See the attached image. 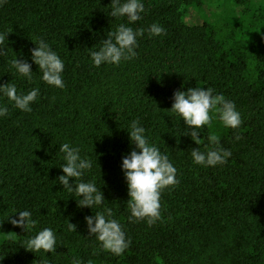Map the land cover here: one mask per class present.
Instances as JSON below:
<instances>
[{"label":"trees","instance_id":"16d2710c","mask_svg":"<svg viewBox=\"0 0 264 264\" xmlns=\"http://www.w3.org/2000/svg\"><path fill=\"white\" fill-rule=\"evenodd\" d=\"M228 1L240 12H220L214 24L188 26L180 8L201 0H143L146 14L131 25L145 29L136 57L100 67L89 52L126 22L109 16L111 0L0 4V33H7L0 45V84L14 83L18 93L40 90L30 113L0 98L9 107L0 117V234L14 236L0 244V264H71L73 257L83 264H264V41L255 34L264 25V8ZM152 23L165 33L149 36ZM38 38L64 61L63 89L44 83L32 64L30 50ZM15 58L31 65V82L12 67ZM195 87L233 101L240 127L225 128L214 118L211 128L198 130V146L183 135L188 129L170 111L172 96ZM132 120H139L150 143L177 170L178 183L162 190L161 219L151 226L130 220L126 205L120 164L135 147L127 133ZM213 133L231 156L214 167L193 163L191 150L206 151ZM64 142L93 161L83 179L101 187L131 242L119 256L88 235L84 217L100 209L79 207L59 183ZM23 210L37 220L26 232L11 223L18 216L14 211ZM45 227L55 231L56 252L26 250L25 241Z\"/></svg>","mask_w":264,"mask_h":264},{"label":"clouds","instance_id":"9594fccd","mask_svg":"<svg viewBox=\"0 0 264 264\" xmlns=\"http://www.w3.org/2000/svg\"><path fill=\"white\" fill-rule=\"evenodd\" d=\"M5 0H0L3 4ZM109 16L126 22L118 23L115 29L108 31L106 39L100 41L98 50L89 52L94 67L102 64L118 66L122 61H129L136 57L138 38L144 36L145 29L133 28L131 25L142 20L146 14L143 0H111ZM149 36H160L165 29L158 23H152L147 29ZM7 33H0V45H4ZM264 41V34H261ZM32 64L38 67L40 79L59 89L64 88L63 71L64 61L52 50L43 39L38 38L35 47L30 50ZM12 67L28 81L33 80L34 73L31 65L24 61L13 59ZM212 88H188L186 91L176 90L173 93L170 111L183 121L188 129L183 135H188L198 146L201 144L199 129L204 126L212 127L214 118L218 119L225 128L238 129L242 123L240 113L235 103L226 99L222 94H215ZM40 94L38 87L27 93H18L14 83L0 84V98H7L12 106L22 112L30 113L31 104ZM9 113V107L0 103V117ZM128 137L134 148L121 157V172L127 185V208L130 210L129 219L145 220L151 226L161 219L160 196L164 188L175 186L176 168L166 154L150 143L145 128L139 120H132L129 124ZM207 150L202 152L199 147L191 150L193 163L205 167L223 165L231 156V151L220 145V137L216 134L208 136ZM236 139H239L237 136ZM64 163L60 165L62 175L58 177L59 183L69 193H73L79 207L89 209L99 208L93 215L84 217L88 235H94L100 242L102 250L113 255H121L129 246L130 240L126 238L125 231L120 222L113 218V212L105 204L101 187H97L92 180L85 181L83 177L92 169L93 161L81 155V149L69 142L59 145ZM72 183H69V179ZM18 213L11 223L15 227L30 231L37 225L31 211H14ZM69 229L75 231V225L68 223ZM26 250L32 252L55 253L57 239L52 228L45 227L25 241ZM71 264H83L78 257H73Z\"/></svg>","mask_w":264,"mask_h":264},{"label":"rangeland","instance_id":"374dc122","mask_svg":"<svg viewBox=\"0 0 264 264\" xmlns=\"http://www.w3.org/2000/svg\"><path fill=\"white\" fill-rule=\"evenodd\" d=\"M249 7L254 10L264 8V0H249ZM234 9L236 13L240 12V8L234 7L228 0H201L200 5L183 6L180 8L181 20L188 26H198L204 23H215L214 16L221 14L224 11L231 15L230 10ZM256 36L261 37L264 34V25L259 27L256 31ZM14 239L12 234H0V244L6 240Z\"/></svg>","mask_w":264,"mask_h":264}]
</instances>
